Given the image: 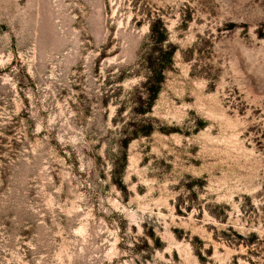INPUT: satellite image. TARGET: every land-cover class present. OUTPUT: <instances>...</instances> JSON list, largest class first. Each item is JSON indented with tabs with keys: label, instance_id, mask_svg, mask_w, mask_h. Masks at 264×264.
Wrapping results in <instances>:
<instances>
[{
	"label": "rangeland",
	"instance_id": "obj_1",
	"mask_svg": "<svg viewBox=\"0 0 264 264\" xmlns=\"http://www.w3.org/2000/svg\"><path fill=\"white\" fill-rule=\"evenodd\" d=\"M0 264H264V0H0Z\"/></svg>",
	"mask_w": 264,
	"mask_h": 264
},
{
	"label": "trees",
	"instance_id": "obj_2",
	"mask_svg": "<svg viewBox=\"0 0 264 264\" xmlns=\"http://www.w3.org/2000/svg\"><path fill=\"white\" fill-rule=\"evenodd\" d=\"M159 79L160 80H158V87L157 88L155 87L154 90H152L154 95H157L159 93V90H160L159 84L162 82V79L161 78H159Z\"/></svg>",
	"mask_w": 264,
	"mask_h": 264
}]
</instances>
